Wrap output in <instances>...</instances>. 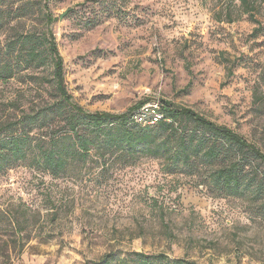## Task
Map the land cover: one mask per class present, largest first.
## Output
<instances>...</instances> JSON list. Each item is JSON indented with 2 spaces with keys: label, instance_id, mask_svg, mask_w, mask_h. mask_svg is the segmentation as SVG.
<instances>
[{
  "label": "rangeland",
  "instance_id": "1",
  "mask_svg": "<svg viewBox=\"0 0 264 264\" xmlns=\"http://www.w3.org/2000/svg\"><path fill=\"white\" fill-rule=\"evenodd\" d=\"M254 2L259 23L239 0H0V56L13 70L0 75V124L59 100L53 57L25 69L4 52L19 34L49 32L60 83L85 110L170 101L264 153V0ZM85 161L58 177L22 161L0 172V264H141L133 252L264 264V188L232 195L204 171L169 173L163 158L141 151L92 149ZM246 163L264 187V165Z\"/></svg>",
  "mask_w": 264,
  "mask_h": 264
},
{
  "label": "trees",
  "instance_id": "2",
  "mask_svg": "<svg viewBox=\"0 0 264 264\" xmlns=\"http://www.w3.org/2000/svg\"><path fill=\"white\" fill-rule=\"evenodd\" d=\"M239 1L242 12L247 13L251 21L259 23L254 0ZM104 7L107 15L114 8L113 5ZM1 12L0 8V18ZM45 19L51 23L55 17L46 12ZM232 20L233 17H228L227 22ZM4 52L8 57H15L17 68L25 69L41 66L48 55L53 57L60 98L46 107L48 109L0 124V172L22 161L58 177L76 162L85 164L92 149L103 153L120 152L131 157L141 151L163 158L164 169L169 173L201 174L204 171L216 187L232 195H243L252 183H255L256 196L264 188L263 180L256 181L255 175L250 176L244 170L250 159L264 165V153L233 129L215 124L193 109L174 107L170 101L159 100L163 118L153 126H142L133 121L132 112L144 101L122 113L90 112L72 102L60 83L62 61L52 33L19 34L7 41ZM0 70V75L7 77L13 73L12 64L2 61L1 56ZM181 119L192 122V128L174 125ZM35 128L46 132L32 133ZM133 254L141 264H194L182 259L170 261L164 254Z\"/></svg>",
  "mask_w": 264,
  "mask_h": 264
},
{
  "label": "built area",
  "instance_id": "3",
  "mask_svg": "<svg viewBox=\"0 0 264 264\" xmlns=\"http://www.w3.org/2000/svg\"><path fill=\"white\" fill-rule=\"evenodd\" d=\"M162 118L163 112L160 111L159 100L141 103L132 112L133 121L142 126H153V124H156Z\"/></svg>",
  "mask_w": 264,
  "mask_h": 264
},
{
  "label": "water",
  "instance_id": "4",
  "mask_svg": "<svg viewBox=\"0 0 264 264\" xmlns=\"http://www.w3.org/2000/svg\"><path fill=\"white\" fill-rule=\"evenodd\" d=\"M64 13H62L61 15H63ZM62 87L64 88L63 84H62Z\"/></svg>",
  "mask_w": 264,
  "mask_h": 264
}]
</instances>
